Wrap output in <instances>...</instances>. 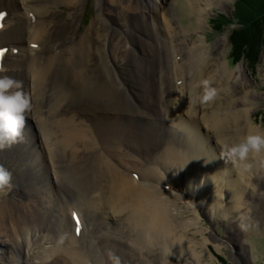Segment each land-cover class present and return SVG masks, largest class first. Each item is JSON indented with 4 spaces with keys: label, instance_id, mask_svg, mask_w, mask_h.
Returning <instances> with one entry per match:
<instances>
[{
    "label": "bare ground",
    "instance_id": "1",
    "mask_svg": "<svg viewBox=\"0 0 264 264\" xmlns=\"http://www.w3.org/2000/svg\"><path fill=\"white\" fill-rule=\"evenodd\" d=\"M84 1L0 0L1 63L30 101L23 140L0 150L13 185L0 193V264H198L199 247L225 245L203 217L264 231V153L227 156L261 132L257 93L226 39L213 57L202 37L229 0H188L192 30L174 0H95L81 31Z\"/></svg>",
    "mask_w": 264,
    "mask_h": 264
},
{
    "label": "rangeland",
    "instance_id": "2",
    "mask_svg": "<svg viewBox=\"0 0 264 264\" xmlns=\"http://www.w3.org/2000/svg\"><path fill=\"white\" fill-rule=\"evenodd\" d=\"M94 1L95 0H85L84 3L85 11L81 20V31L85 29L86 26L90 24L95 16L94 10ZM116 1V0H115ZM239 0H229L224 7H220L217 5H213L211 9L208 10V14L206 16V27L205 32L202 33V37H204V42L210 45V54L213 57L217 56V50L215 48V42L218 39H226L225 47L228 49L227 54V62L231 68H237L239 65L244 64L247 70L248 81L250 82L251 90L257 93V96L251 101L254 105L253 108L256 110L252 113V118L255 126H258L261 132L264 133V31L259 33L258 42L254 53H252V57H249L247 60L241 59L239 62L235 63L232 57V44L230 41V37L232 32L235 29H238L237 25H229L230 20H232V15L235 12L236 2ZM247 0V2L243 1L242 4L245 5L246 10H254L253 15H258L257 8L264 12V0ZM148 2V0H147ZM174 16L176 17L179 24L185 29H193L196 25L197 17L195 14L189 13V2L188 0H174ZM259 3L260 6L257 4ZM250 6L252 8H250ZM105 7V5H104ZM106 8V7H105ZM56 12L54 20H60L66 15V7L59 6L58 8L53 7ZM108 13V11L106 12ZM223 16L221 22L222 30L217 31L213 27V20H218ZM179 18V19H178ZM230 20H229V19ZM215 20V21H216ZM134 33V34H133ZM137 32L133 31L132 36H136ZM228 40V41H227ZM137 48V45L135 46ZM178 84V82H177ZM163 126L167 127L169 130H175L173 124L165 118V120L161 123ZM32 129L25 130L28 134H30ZM200 130L203 132V126L200 127ZM216 157H221L218 153H216ZM22 155H18L13 157L12 159L17 160ZM24 158V157H23ZM25 159V158H24ZM264 161V160H263ZM262 161V162H263ZM214 165V164H210ZM261 179L259 180L260 189L264 192V172L261 174ZM255 201L254 205L257 206L258 209H264L261 203L257 204ZM182 204V203H181ZM69 214V213H68ZM188 218H193L194 214L192 212H187ZM80 220L79 218H77ZM76 217H74V221ZM86 221H89L91 224L94 219L87 218ZM204 227H207L206 235L209 237L210 235L217 236L221 239L225 245L221 246L220 249L216 247V243H208L206 247H199L200 254H204L202 263L198 264H264V231L261 225H254L249 227L248 230H244V232L240 233L237 229H233L230 225V219L222 220L218 226L213 225L207 218L203 217L200 221ZM211 225V226H210ZM261 226V227H260ZM264 227V226H263ZM16 231L14 232V237L16 235ZM23 236V235H22ZM21 236V237H22ZM34 236V234H33ZM198 243H202V236L197 234L194 236ZM17 238V237H15ZM23 239V238H22ZM240 240L243 241V245L240 244ZM3 241V240H2ZM32 241V240H31ZM80 241V240H79ZM201 241V242H200ZM9 246H12L11 243ZM78 249L81 250V245H77ZM15 251V250H14ZM203 251V252H202ZM36 252V251H35ZM25 257V256H24ZM23 257V258H24ZM241 262V263H240Z\"/></svg>",
    "mask_w": 264,
    "mask_h": 264
},
{
    "label": "clouds",
    "instance_id": "3",
    "mask_svg": "<svg viewBox=\"0 0 264 264\" xmlns=\"http://www.w3.org/2000/svg\"><path fill=\"white\" fill-rule=\"evenodd\" d=\"M7 72V66L0 63V150L23 140L25 113L30 108L29 97L22 91V82L6 75ZM212 96L209 92L203 99L211 100ZM260 153H264V133L261 132L246 134L227 149L229 159L239 162ZM11 179V173L0 166V193L6 195L11 191Z\"/></svg>",
    "mask_w": 264,
    "mask_h": 264
},
{
    "label": "trees",
    "instance_id": "4",
    "mask_svg": "<svg viewBox=\"0 0 264 264\" xmlns=\"http://www.w3.org/2000/svg\"><path fill=\"white\" fill-rule=\"evenodd\" d=\"M243 1L247 2V0H239L236 2L232 20L228 18L230 20L229 25L239 26L238 29L232 32L230 37L232 44L231 58L235 63L239 62L241 59L247 60L249 57H252V53H254L257 46L259 33L264 31V12H261L257 8L258 15H253L252 13L254 10L252 9L254 8L250 6L252 9L246 10L245 5L242 4ZM257 5L260 6L259 3ZM219 17L218 20L214 19L212 21L213 27L217 31L222 30L220 25L222 20H225L223 16Z\"/></svg>",
    "mask_w": 264,
    "mask_h": 264
},
{
    "label": "snow or ice",
    "instance_id": "5",
    "mask_svg": "<svg viewBox=\"0 0 264 264\" xmlns=\"http://www.w3.org/2000/svg\"><path fill=\"white\" fill-rule=\"evenodd\" d=\"M3 15H4L3 13H0V18H2ZM2 51H3V50H0V54H2Z\"/></svg>",
    "mask_w": 264,
    "mask_h": 264
}]
</instances>
